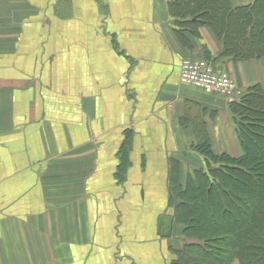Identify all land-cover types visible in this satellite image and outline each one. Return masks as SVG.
Returning <instances> with one entry per match:
<instances>
[{
	"label": "crops",
	"instance_id": "0c3cea01",
	"mask_svg": "<svg viewBox=\"0 0 264 264\" xmlns=\"http://www.w3.org/2000/svg\"><path fill=\"white\" fill-rule=\"evenodd\" d=\"M222 50L167 0H0V264H169L171 159L241 154L231 100L180 85L181 59L264 89V60Z\"/></svg>",
	"mask_w": 264,
	"mask_h": 264
},
{
	"label": "trees",
	"instance_id": "16d2710c",
	"mask_svg": "<svg viewBox=\"0 0 264 264\" xmlns=\"http://www.w3.org/2000/svg\"><path fill=\"white\" fill-rule=\"evenodd\" d=\"M167 2L178 30L196 35L207 26L222 41V56L264 60V0L244 6L231 0ZM229 107L240 155L215 153L202 142L192 146L200 166L183 176L179 162L171 159L169 264H264L263 87H249Z\"/></svg>",
	"mask_w": 264,
	"mask_h": 264
},
{
	"label": "built area",
	"instance_id": "2783aa9c",
	"mask_svg": "<svg viewBox=\"0 0 264 264\" xmlns=\"http://www.w3.org/2000/svg\"><path fill=\"white\" fill-rule=\"evenodd\" d=\"M179 84L235 100L242 91L234 78L202 57H186L179 66Z\"/></svg>",
	"mask_w": 264,
	"mask_h": 264
},
{
	"label": "rangeland",
	"instance_id": "374dc122",
	"mask_svg": "<svg viewBox=\"0 0 264 264\" xmlns=\"http://www.w3.org/2000/svg\"><path fill=\"white\" fill-rule=\"evenodd\" d=\"M197 166H199V165H197ZM194 167H196V166H194ZM194 167H193V168H194ZM170 224H171V219H170ZM174 229H175V228H174ZM164 234L166 235V233H164ZM173 236H174V234H173ZM174 237L177 239L176 236H174ZM173 239H174V238H172V234H171V235H170V242L173 241Z\"/></svg>",
	"mask_w": 264,
	"mask_h": 264
}]
</instances>
